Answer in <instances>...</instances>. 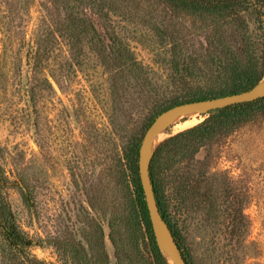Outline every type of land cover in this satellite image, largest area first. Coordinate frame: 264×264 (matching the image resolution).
Segmentation results:
<instances>
[{
  "label": "rangeland",
  "instance_id": "rangeland-1",
  "mask_svg": "<svg viewBox=\"0 0 264 264\" xmlns=\"http://www.w3.org/2000/svg\"><path fill=\"white\" fill-rule=\"evenodd\" d=\"M5 1L0 0V25L19 29L10 41L0 28V174L8 181L7 203L20 230L43 240L31 254L44 264H65L57 241L82 240L85 247L86 240L92 242L85 231L86 240L81 237L92 218L105 233L110 264H117L107 236L109 211L120 196L119 162L127 142L142 141L170 95L140 92L132 75L108 63L117 58L108 48L70 50L60 39L53 51L37 54L35 39L48 33L54 12L43 0ZM172 23L197 45L200 37H187L179 26L186 20ZM129 31L118 41L127 43L153 82L165 80L170 53L156 52L152 40L157 38L145 28L150 36ZM207 113L169 122L164 139L198 125ZM192 119L193 125L176 128ZM196 160L182 199L170 209L186 264H264V111L201 150ZM156 226L166 263L178 264L161 247L163 233ZM121 264L153 263L144 253Z\"/></svg>",
  "mask_w": 264,
  "mask_h": 264
},
{
  "label": "trees",
  "instance_id": "trees-1",
  "mask_svg": "<svg viewBox=\"0 0 264 264\" xmlns=\"http://www.w3.org/2000/svg\"><path fill=\"white\" fill-rule=\"evenodd\" d=\"M6 1L29 5L32 0ZM43 2L50 6L55 18L48 33L36 37L37 54L53 51L60 39L70 50L91 48L105 52L108 48L117 56V62L109 58L108 63L118 65L125 76L132 75L140 92L170 95L162 112L184 103L217 100L251 90L264 76V0ZM176 19L186 20L179 26L187 37H200L197 45L180 36L181 32L172 23ZM130 24L137 27L131 29ZM0 26L10 41L19 34L17 26L9 23ZM144 28L158 39L152 40L156 52L170 53L167 59L169 71L161 82H153L147 67L135 60L127 43L118 41L120 35L129 30L150 36L143 33ZM184 51L189 52L184 54ZM112 54L109 52L107 56ZM262 111L264 98L209 111L204 121L164 139L153 152L149 175L155 206L181 252L182 236L178 223L171 220L170 209L177 197L182 199L189 170L198 163L197 154ZM140 144L141 140L133 139L123 150L118 170L120 196L114 198L109 211L107 237L113 245L117 264L124 258L143 256L144 253L153 264H167L157 243L139 179ZM199 173L195 175L199 176ZM7 184V178L0 174V239L3 243L0 264H44L31 254L32 247L41 245L43 240L29 237L20 230L4 194ZM22 196L28 202L27 194ZM85 228L87 230L81 229V237L86 240L82 235L85 231L92 240H86V247L82 240L76 239L54 243L57 251L63 250L61 259L65 264H110L100 223L92 218Z\"/></svg>",
  "mask_w": 264,
  "mask_h": 264
},
{
  "label": "water",
  "instance_id": "water-1",
  "mask_svg": "<svg viewBox=\"0 0 264 264\" xmlns=\"http://www.w3.org/2000/svg\"><path fill=\"white\" fill-rule=\"evenodd\" d=\"M264 98V88H257L254 87L251 90L241 92L235 95H229L217 100H204V101H195L190 103H184L181 105L174 106L172 108L167 109L166 111L162 112L160 115L157 116V118L154 120L152 125L147 129L146 133L144 134V137L141 141L139 151H138V172H139V179L141 183V187L145 196V202L147 209L149 211V215L151 218V221L153 223V215L151 213V206L154 205L156 214L160 219V216L157 212L156 206H155V199H154V192L153 187L149 175V160L146 162V147L147 144L150 141L151 135L159 122L167 116H171L174 114H178L181 112H184L186 110H203L206 109L207 112L209 111H215L219 109H223L226 107H230L237 104L247 103V102H253L258 99ZM152 155V154H151ZM150 159V158H149ZM162 222V221H161ZM163 223V222H162ZM164 224V223H163ZM165 228L166 225L164 224ZM154 227V225H153ZM167 230V228H166ZM168 232V230H167ZM169 234V232H168ZM169 237L172 241L173 245V254L175 255L178 264H186L180 250L175 245L173 239L171 238L170 234Z\"/></svg>",
  "mask_w": 264,
  "mask_h": 264
},
{
  "label": "bare ground",
  "instance_id": "bare-ground-1",
  "mask_svg": "<svg viewBox=\"0 0 264 264\" xmlns=\"http://www.w3.org/2000/svg\"><path fill=\"white\" fill-rule=\"evenodd\" d=\"M258 88L263 89L264 88V78H263V82L262 84L259 85ZM199 112V110H186L184 112L178 113V114H174L171 116H167L164 117L159 124L157 125V127L155 128V130L153 131L150 141L147 144L146 147V162H148L151 154L153 153V151L155 150V148L157 147V145L166 137V132H165V128L166 125L169 122H174L176 121L179 117L181 116H188V117H196L197 113ZM194 119H192L191 121L185 122L184 124H180L177 125L176 128H183V127H187V126H191L194 124ZM151 213L153 215V225L156 231V228L158 225V227L160 228L161 232L163 233V237H160V245L163 248V250L165 251V253L167 254V256H169L170 260L172 261V256H173V245H172V241L169 237V234L164 226V224L159 220L154 205L151 206ZM157 235V233H156ZM173 263V262H172Z\"/></svg>",
  "mask_w": 264,
  "mask_h": 264
}]
</instances>
